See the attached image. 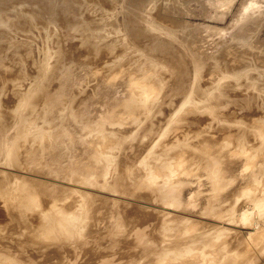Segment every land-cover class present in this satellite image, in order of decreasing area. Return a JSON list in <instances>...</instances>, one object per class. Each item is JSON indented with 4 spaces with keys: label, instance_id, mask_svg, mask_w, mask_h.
<instances>
[{
    "label": "rangeland",
    "instance_id": "rangeland-1",
    "mask_svg": "<svg viewBox=\"0 0 264 264\" xmlns=\"http://www.w3.org/2000/svg\"><path fill=\"white\" fill-rule=\"evenodd\" d=\"M249 1L0 0V111L13 108L0 117V146L16 141L28 157L15 167L0 155V192L17 189L16 176L22 178L19 185L34 182L32 193L52 187L51 202L38 198L48 211L82 193L72 215L84 213L99 223L81 226L65 248L68 259L100 252L115 264H176L173 247L189 261L194 253L187 250L200 247L195 243L200 232L234 229L231 213L238 219L239 212L252 209L248 199L264 200V152L257 166L254 152L246 164L239 141L251 145L256 135L233 124L245 121L242 106L251 102L249 96L252 105L264 108V11L259 10L264 0L250 1L253 6ZM246 6H257L248 8L252 21L245 17ZM158 41L171 50L157 51ZM256 67L261 79L251 72ZM237 70L245 76L237 77L241 87L230 80ZM252 84L263 91L254 92ZM243 86H251L248 93ZM36 89L39 95L24 108L25 96ZM199 89L222 96L203 97ZM208 109H219L223 117ZM259 114L264 118V111ZM178 129L183 133H173ZM209 143L221 146L222 154L233 153L212 165L211 173L208 162L200 164L204 154L217 155L206 148ZM176 152L184 158L185 173L174 160ZM243 189L250 192L237 206ZM186 229L194 241L186 240ZM136 232L140 237L129 240ZM249 233L237 231L232 242L247 248ZM32 236L23 231L21 238L31 239L25 250L37 255ZM38 242L53 248L45 233Z\"/></svg>",
    "mask_w": 264,
    "mask_h": 264
},
{
    "label": "bare ground",
    "instance_id": "bare-ground-1",
    "mask_svg": "<svg viewBox=\"0 0 264 264\" xmlns=\"http://www.w3.org/2000/svg\"><path fill=\"white\" fill-rule=\"evenodd\" d=\"M250 1H252V0H250ZM250 1H249V5H252V2L250 4ZM254 1H256V3H257V0H253V2ZM261 2H264V1H261ZM258 3H260V2H258ZM258 3H257V5H258ZM255 4L253 3V5H255ZM261 4H259V5H261ZM263 5H264V3L261 6H263ZM247 6H248V4H247ZM252 6H250V8ZM256 7L257 6H254V8H256ZM248 8L249 7H247V9ZM260 8L261 9H259V6H258L257 11H259V10L264 11V9H262L263 7H260ZM249 9H248V11L246 9H244V11L246 10L248 13H250L247 16H245V17H248L247 19L251 18V16H249V15L252 14L251 12H249L250 11ZM253 9L251 8V10H253ZM244 11L242 13V16H243V14H245ZM263 11L260 13H263ZM255 13H258L257 17L259 15H261V14H259V12H255ZM255 13H253V15H255ZM261 16H262L261 19H263L264 16L263 15H261ZM245 17H242L243 19H241V20H243V21L246 20ZM254 18H253V20H254ZM251 21H252V18H251ZM258 21H260V20H258ZM16 22L19 23V21H17V20H16ZM260 22H262V21H260ZM258 23L259 22L254 23V24H258ZM13 24H14V22H12V25ZM252 25H253V23H252ZM12 27H15V26H12ZM258 30H255V31H258ZM233 39L236 40L235 38H233ZM240 40H243V39H240ZM237 41H239V39H237ZM240 42L241 41H239L238 43H240ZM234 44H237V43L234 42ZM229 46H231V45H229ZM233 46H235V45H233ZM155 48L157 51H159L161 53H165V51L170 49L169 45H167L163 41H158ZM226 48L224 50H227ZM242 48H244V47H242ZM88 49H90V48H88ZM219 49H221V48H219ZM229 49L231 50V48H229ZM233 51L234 50H232V52ZM154 52H156V51H154ZM222 53H224V51ZM103 59H104V55L102 56V60ZM217 64H218V62H217ZM214 66H216V65H214ZM259 70H260V72L258 73ZM252 71L253 72L255 71L256 74H258L257 75L258 77L256 75L250 74L251 77L256 76L255 79H258V78L261 79V77H262L261 69L257 70V67H256V68H253L251 70V72ZM46 72L47 71H43L37 77H39V78L43 77V75ZM129 76L131 79L130 80V82H131L130 87H132L136 83L135 77H133L134 75H132V74H130ZM232 76H234V78L230 76L231 78H233V80L231 78H230V80L234 81V83H236L238 80L241 81L240 78H242V76H243V78H245V76L242 74V72H240V70L238 72H234V74ZM106 78L108 81H111V78H108L107 76H106ZM234 79H236V82ZM230 82H228V83L225 82V83L230 84ZM238 83L239 82H237V85L238 86L240 85L239 87H241L242 84H238ZM231 84H233V83H231ZM254 84H252V86ZM239 87H237V88L239 89ZM250 87L251 86L247 87L248 89L247 88L246 89L249 90ZM234 88H236V87H234ZM234 88H232L231 90H233ZM258 88H261V87L258 86ZM236 89H234V90L237 91ZM244 89H245V87H244ZM251 89H254L255 90L254 92H256V90L257 91L260 90V89L258 90L257 87H255V85ZM247 90H246V92L248 93ZM261 90H260V92H261ZM41 91H42V89H41ZM241 91H242V88H241ZM251 91H249V93ZM38 93H40V90L36 89L32 93H28L25 96L24 103H23L24 108H28L33 104V97L36 95H39ZM199 93H200V95H202V93H203V97L210 96V98H214L215 97L214 95L217 92L212 95L208 92H205V91L199 89L198 94ZM218 93L222 94V92H218ZM242 93L245 94V92H242ZM223 94L226 96L228 94V92H226V90H225V92L223 91ZM240 94L241 93H239V95ZM252 94H254V93L252 92ZM258 94H260V93H258ZM258 94H256V95H258ZM262 94H263V92H262ZM219 95L216 94V96H218V97H219ZM229 95H227V96H229ZM220 96H222V95H220ZM231 96H232V94H231ZM260 96H261V94H260ZM233 97H235V96H233ZM236 97H238V96H236ZM249 97H250L251 102H249V100H248ZM249 97L247 98L248 101H246L247 103H245V104H243V102H241V101L237 102L238 100H235V98H234V100L238 104H240L241 106H242V104L245 105L242 107L247 108V110L242 109L243 113H242L241 117L245 121L238 120L237 122H233V124L235 125V127L251 128L253 130L252 133H255L256 138L252 139L251 145L249 143H245L246 140L245 141H239V144H240V147L243 148V150H244L243 154L246 155L245 163L247 164V163L251 162L249 158L251 156V152H254L255 155H253L252 157L254 158V161L256 163L254 165L257 166L258 161L264 152V134L260 133L261 131H264V118H261V116L259 114V112L264 111V108L262 109V107L260 105L257 106V104H256V106L252 105L253 104L252 98H251V96H249ZM255 98H256V101L262 99V97H261V99L260 98L258 99L257 96H255L253 98V100H255ZM245 100L246 99H244V101ZM256 101L254 102V104L257 103ZM260 102L258 104H261ZM237 103H235V104H237ZM3 105H5V104H3ZM4 108H5V110H3V108H2L0 111V117L1 118H5L6 116H9L12 112L11 110H13V108H11L10 106L7 107L6 105L4 106ZM240 108L238 107L237 109H240ZM208 110L211 112V114L215 115V117H217L218 119L223 117L221 112H220V114L218 113V115H217L216 111L219 109H217V110L215 109V112L212 109H208ZM237 114H238V112H235V114L231 115V118H236ZM72 116H73V118H76V113H73ZM184 117L186 118L188 116L185 115ZM192 117H194V116H191V118ZM197 118H196V120H197ZM200 118L201 117H199V119ZM187 120H189V118ZM250 123L251 124L252 123L257 124V126H255L256 129H254L252 126L248 125ZM260 128H262V130H259ZM181 131H179V129H178V130H174L173 133H176V135H177L178 133H181ZM259 136L262 137V139H260ZM176 137L179 138L180 136H176ZM257 139H260L262 141L261 146L257 145V141H256ZM178 143H176V144L173 143L172 146L178 147L180 145V143L179 144ZM163 145L165 146L166 144L163 143ZM209 147L213 148V150H215L217 152V155L216 156H213V155L208 156L207 154H204L200 159V164H204L203 161L208 162V165L210 166V173H211V171H212L211 166L212 165L222 162L224 157L227 155H229V158H232L233 153L232 152L231 153L225 152L222 154L220 152L222 147L219 145L214 147L212 145V143H209L206 145V148H209ZM62 153L63 152H60V154H61L59 156L60 160L63 159L65 156V154L63 155ZM178 153L179 152H176L174 154V157H175L174 160H176V163H177V166L179 167V169L181 171H184V173H185L186 169L183 168L184 158H183V156L180 157V155ZM0 155H3L6 159V161L11 166L13 165L15 167L19 166L18 159L21 160L22 166L27 163L26 159H28L27 151H25L23 149L22 144L18 143L16 141H12V140H10V141L7 140L6 143L2 142V145L0 146ZM243 159H244V157H243ZM28 161L30 162V160H28ZM246 164H245V166H246ZM256 166H254L250 169H254ZM165 167L168 168L169 167L168 164H165ZM84 168L91 170V167H85L84 166L83 169ZM246 168H248V170H249V167H246ZM257 169L259 171V168H257ZM42 173H43V171H42ZM47 173H45V175ZM256 178H257V176H256ZM20 179H22V178L16 176V187H17V189L12 190V191H8V189H3L0 192V264H84L86 262L85 261L86 259L89 260L88 264H108L111 262V259H109V258H101L100 252H96L95 254H93V256L90 254H89L90 255L89 256L88 254H85V253H77L75 255L74 259H68V256L65 253V248H66V246L69 245V242L73 238H77L79 236V234H81L80 233V232H82L81 226H83L84 224L86 226H91V225L96 226L99 223V219H91V218L87 219L86 215L84 213H80L79 215H76V216L72 215L78 211V209H77L78 203L77 202L80 199V197H78V196L80 195L81 197H83L82 193H80V192L78 193V191L75 192L73 199H70L64 205L54 206L48 211L49 207L45 204L46 201H41L38 198L40 196H45L46 200L51 202V199H53L54 195H55L53 188L52 187H42L41 189L37 190L36 193H32V187L34 185L33 184L34 182H32V181L24 182L22 185H19ZM234 179L229 182V185H232L234 183V181H235ZM216 187H217V189L221 188L219 186H216ZM33 191H35V190H33ZM249 192L250 191H248L246 189H243L241 191L240 194H242V195H240V197H238L236 199V205L237 206L238 205L240 206V204L243 202L244 198H247L246 195H248ZM218 198H219L218 196L214 197V199H216V200ZM247 201L251 202V204H252L251 208L252 209H250V210L245 209V210L239 212V218L238 219H237V214L234 212L231 213L229 218H228V222L231 223L232 225H234V229L227 230L225 228H220V227L219 228H210L206 231L200 232V234L197 236V238L194 235H190V233H188V231L186 229V236H187L186 240L194 241L193 239L196 238L197 241L195 243L196 244L199 243L200 247L187 250L188 254L194 253V256H193L194 258L189 260V261H186V260L182 261L181 257L185 254H181L179 250L172 247L171 249H174L175 251H177V253H176V264H262V262L264 261V200L257 198L255 200L248 199ZM4 208L6 210H8L10 213H6ZM80 208H81V206H80ZM53 209H55V210H53ZM205 219L210 220L208 218H205ZM257 220L260 222H258ZM184 223H186V222H184ZM166 227H169V224L166 225ZM162 228H164V227H162ZM239 230H241V231H244V230L247 231L248 230L250 232L249 236L246 238V240L250 243V245L247 248L245 245H243L241 243H233L232 242L236 239L235 237L238 235L237 231H239ZM23 231H25V233L30 231L33 234V236H32V238H34L33 248H34V251L38 253L37 255L33 254L32 251L25 250L26 244L29 243L30 242L29 240H31V239L26 240V239L21 238ZM44 233L50 241H54V242H52L53 244L48 242V246H52L53 248H49L47 246H42L39 244L38 240L40 237H42V235ZM19 234H21V235H19ZM28 237L29 236L27 235L26 238L28 239ZM139 237H140V233L136 232V233L130 235L128 239L133 240L134 238H139ZM118 238H117V240H118ZM130 242L134 243L133 241H130ZM169 251H170V249H167V252H169ZM120 253H122V255H123L124 252L120 251ZM131 254H132V251L126 252L127 256H129ZM110 264H115V263L112 262Z\"/></svg>",
    "mask_w": 264,
    "mask_h": 264
}]
</instances>
